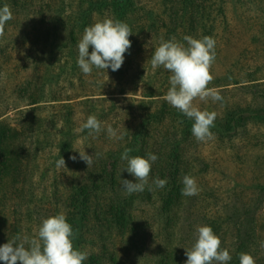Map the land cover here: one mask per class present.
Instances as JSON below:
<instances>
[{
	"label": "trees",
	"instance_id": "16d2710c",
	"mask_svg": "<svg viewBox=\"0 0 264 264\" xmlns=\"http://www.w3.org/2000/svg\"><path fill=\"white\" fill-rule=\"evenodd\" d=\"M25 1L30 2L29 0ZM23 2L24 0H0V7L8 5L12 12V20L5 24L4 34L0 36V40H3V42L0 41V52L7 48V44L4 42L5 33L8 27L13 26V21L18 19L19 10L21 11V7H24ZM204 2V0H177V8L174 13L175 16L179 13L177 19H174L177 26L173 23L170 35L163 37V40L167 41L172 37H175L176 40H183L184 36H190L189 29L194 34L198 33L195 36L196 39L210 36L216 41V60L221 52V46L228 41L227 38L230 33L226 34L225 30L231 25L225 13V0H212V4L209 3L208 7L205 6ZM227 2L230 5L238 3L239 6H237L236 11L238 17H241V11L243 15L249 10L252 11L253 15L259 12L258 6L254 5L251 0H227ZM52 4H54L53 7ZM44 7L47 9L49 17L46 20L42 19L41 24L48 22L51 27L50 35L53 37L52 41L49 42L50 52L47 61L49 69L54 75L48 83V69L46 68L41 85L48 83L47 85L52 86L54 81L60 77L64 79L67 75L65 81H68L69 87L78 89V93H82V96L86 97L82 102L77 103H83L86 106L88 116L95 115L101 121L103 130L95 137L89 136L87 130L78 131L81 126L76 122L73 108L69 103L65 106V113L59 118L54 115H51V118L42 116V107L39 108V116L31 127L34 132L29 142L32 148L30 171H32V175H35V179H33L19 175L18 167L21 156L18 154L23 152V146L20 143V138H17V134L13 133L12 125L7 120L0 122V166L2 168L0 171V246L17 235L34 236L44 219L64 213L67 222L73 228L74 248L88 253V259L82 264H117L114 239L108 241L110 235L114 233V228L122 229L123 225L134 219L129 210L133 202L146 200V202L154 204L156 197L160 195V189L148 190L149 187L155 188L153 183L148 182L143 192L128 194L122 199L115 196L117 195L114 193L115 184L119 178L117 170H119L120 165L123 170L127 164L121 159V154L125 148L132 149L129 156H140L147 159L148 153L155 154L158 159L152 163L150 175H152L153 180L161 176L160 179L167 180L165 186L167 191L161 196V202H164L165 207L178 206L180 194L177 187L179 190L182 189L183 176L194 177L191 168L184 172V163L181 160L184 150L197 142L191 132L193 121L162 99L166 95L168 87L164 88L163 92H154L150 88L144 95H140L142 99H139L138 104H130L138 99L136 98L137 88L127 89L126 84L127 86L128 83L136 86L138 83H142L146 87L147 82L142 79L149 78L150 74L147 76L144 74L147 64L142 65L136 72L133 71L129 76L130 78L123 77L120 79L123 88L105 87L98 84L96 88L100 93L85 94L89 91L87 75L79 69L77 58L78 42L81 40L86 27L99 22V19H104L105 14L110 15L113 20L127 23L130 27L133 33L128 37L131 41V48L125 53L124 63L116 72L118 76L125 75L126 70L123 65L126 61L134 55L137 56L144 52L147 47L145 34L140 36L134 29L137 26L136 16L141 11L136 0H55L52 3L48 1ZM41 10H38L39 14H42ZM195 11L197 17L193 18L195 23L191 27L187 25V17L189 12L193 14ZM193 19L190 21L191 23L194 22ZM181 26L182 34L180 33ZM186 46L187 44H185ZM91 51L90 46L89 53ZM153 51L150 52V56ZM235 65L232 63L229 68H235ZM95 70L98 69L93 68L92 73ZM99 70V77H102L108 70L112 72L110 68ZM161 71L165 73L164 68ZM257 71L236 75L232 69L222 77L221 81H225L227 84L237 85L244 81L252 83L251 88L255 90L252 93L254 101L233 103L231 106L220 110L214 121V127L210 129L213 133L212 139L221 143L232 141L240 134L238 132L240 129L241 134L244 133L242 129L250 121L264 123V89L262 87L264 83L260 84V80L264 79V76L256 77ZM219 83H221L219 77H213L208 87L213 88L214 86L211 85ZM94 95L102 97L94 98L92 97ZM255 97L262 99V103H258ZM73 99L76 97L71 100ZM38 101L45 102L42 97ZM119 111H123L122 115L126 121H123L120 127L115 122L112 127L117 130L118 134L123 133L124 138L123 140L109 139L106 131L107 125H111ZM58 112L60 109L56 110V114ZM134 117H138L139 126H134ZM167 120L173 125L171 126L173 133L163 136L158 141L156 139L157 128ZM158 133L157 135L160 136L161 132L158 131ZM84 139L90 145L98 140L104 145L101 148L95 147L96 164L91 166V169H87L82 177H79L76 171L80 159L76 143ZM162 140L166 145L162 143ZM9 146L11 151L8 152ZM17 147L19 152L14 151ZM97 153L100 155L97 156ZM73 155L77 157L76 161L69 158ZM60 157H63L66 162L64 169L73 172L72 184L65 191L60 190L59 187L65 183L69 185V182L62 180L55 174L56 171H60L55 165ZM188 164L190 166V163ZM82 170H85L83 165ZM173 174H177V176H172ZM128 176L130 174L123 176V178L126 179ZM22 180L31 189L26 191V194L19 196L9 187ZM260 190L263 200L264 184L260 186ZM108 193H111V196ZM16 199L19 201L17 202ZM203 204L204 202H202ZM166 211L168 215L165 220L168 224H172L174 219L172 210L166 209ZM210 212L212 211L204 210L203 221H205V225L213 229L219 238L225 234L226 228L222 225L226 221H232L234 227V251L231 256L232 259L227 264H239L240 253L252 255V249H254L253 258L255 262L258 259L263 261L264 247L257 243L255 211L239 209L233 211L228 217L226 215L224 219H221L218 211ZM92 227L96 230L93 231ZM174 253H177V249L174 250Z\"/></svg>",
	"mask_w": 264,
	"mask_h": 264
},
{
	"label": "rangeland",
	"instance_id": "374dc122",
	"mask_svg": "<svg viewBox=\"0 0 264 264\" xmlns=\"http://www.w3.org/2000/svg\"><path fill=\"white\" fill-rule=\"evenodd\" d=\"M29 1L24 0V7H21V11L19 10L18 19L13 21V26L8 27L4 36L7 50L0 52V122L7 120L12 125L13 133L17 134V138H20V143L23 146V152L18 154L21 156L18 167L19 175L35 179V175H32V171H30L32 148L29 142L34 132L31 127L39 116L38 109L42 107V116L51 118V115H54L59 118L65 113V106L69 103L73 108L75 120L80 126L87 119L88 109L83 103H77L82 102L86 97L82 96V93H78V89L69 87L68 81H65L67 75L64 79L60 77L61 80L54 79L56 81L53 82L52 86L47 85L54 75L49 69L47 61L50 52L49 42L52 41L53 36L50 35L49 23L41 24V20H46L49 17L47 9L44 7L45 4L48 1L50 3L55 2V0ZM204 1L207 7L209 3L212 4V0ZM225 1V13L231 25L225 31L226 34H230L227 38L228 41L221 46L218 59L215 60L210 69L212 76L219 77L221 82L211 86L220 92L223 100L215 103L211 99L206 103L199 100L194 101V104L201 110L214 111L217 114L233 103L254 101L252 93L255 90L251 88L252 83L244 81L237 85L227 84L225 81H221L227 72L233 69L236 75H243L258 70L255 76H264V0H251L254 5L258 6L259 12L253 15L252 11L249 10L243 15L241 11V17L236 14L238 3L230 5L227 0ZM136 2L141 11L136 16L137 26L134 29L140 36L145 34L147 47L144 52L137 56L134 55L126 61L123 65L126 70L123 76H118L117 71L108 70L102 77H99V69L95 70L94 74L87 75L89 91L85 94L100 93L96 88L98 84L105 87L123 88L120 79L129 77L133 71L136 72L139 70L138 68L146 64L147 68L144 74L145 76L150 75L149 78L145 77L142 80L147 82V86L144 87L142 83H138L136 86H132L130 83L128 86L126 84L127 89L137 88L136 98L138 99L132 101L131 105L138 104L139 99H142L140 95H144L150 88L154 92H163L164 88L170 87L169 77L171 73L167 70L165 73L162 72L163 67L153 71L150 63L152 55L149 54L159 46L163 37L170 35L172 24L177 26V23L174 22V19H177L179 15V13L174 15L177 0H136ZM38 10H41L42 14H39ZM103 17L104 19H111L110 15L105 14ZM196 17V11L193 14L189 12L187 25L193 27ZM247 17L249 18L247 19ZM104 19H99V21ZM192 19L194 22L191 23ZM180 28L182 34V26ZM189 34L196 38L198 33L195 35L189 29ZM0 41L3 42L2 39ZM176 41L184 45L187 44L184 39ZM54 42L56 41L54 40ZM232 63L236 64L235 68H229ZM46 68L48 69V83L41 85ZM260 82L263 84L264 79ZM262 87L264 89V86ZM41 97L45 101L44 103L38 101ZM74 97L76 99L71 100ZM92 97L100 98L102 96L94 95ZM255 100L262 103V99L259 97H255ZM74 101L76 103H72ZM58 109L60 112L56 114ZM122 113L123 111L118 112L111 126L116 122V125L120 127L122 122L126 121ZM134 120V126H139L138 117H134ZM171 126L173 125L168 120L162 123L157 128L156 139L160 141L163 136L172 134ZM158 131L161 132L160 136L157 135L159 134ZM238 132L240 134L232 141L222 143L216 139L204 142L197 141L184 150L181 157L184 163L183 169L185 172L191 168L192 173H194L193 178L199 188L198 195L182 196L181 190L177 187L180 194L179 205L165 207L164 202H161V196L167 191V188L164 187L160 189V195L156 197L154 204L146 202V200L144 202L136 200L131 204L129 210L134 219L129 220L122 229L115 227L114 233L110 235L108 240L114 239L117 264H185L187 259L185 249H190L195 243L196 229L199 226H205V221L202 218L204 210L212 211L210 213L218 211L221 219L226 218V215L227 217L230 216L233 211L239 209L255 211L257 243L264 244V197L262 200L260 190V186L264 184V168H262L264 166V123L250 121L242 129L243 134H241V129ZM103 145L104 143L100 140L90 145L84 139L76 143V148L78 152L85 151L88 155H92L93 163L91 166H93L96 164L94 149L97 146L101 148ZM16 146L18 145L16 144ZM9 151H11L10 146L8 147ZM14 151L19 152L18 147ZM77 164L76 172L79 177H82L86 170L91 167H88L82 160H79ZM82 165L85 166V170H82ZM59 170L55 174L62 180L69 182L68 185L63 181L65 184L59 187L60 190L65 191L72 184L73 172L64 168ZM0 171H2L1 166ZM117 172L119 178L115 184L114 193L118 196L114 195L122 199L128 193L122 188L121 179H124L123 176L129 173L126 170L122 171L121 165ZM172 176H177V174ZM126 179L135 182L132 175ZM152 181V175H149L148 182L152 183ZM19 182H16L9 189L20 196L26 194V191L31 188L26 186L24 180ZM108 194L111 196V193ZM16 201L18 202L19 199ZM202 202H204L203 205ZM166 209L172 210L174 217L172 224H168L165 220L168 215ZM231 222L228 220L222 225L226 228L225 234L221 237L222 239H219L221 240V249H228L232 256L235 237ZM92 229L93 231L96 230L93 227ZM88 247L90 248V246ZM175 249H177V253H174ZM253 253L254 249L251 251L252 256H254ZM255 264H264V258L263 261L258 259Z\"/></svg>",
	"mask_w": 264,
	"mask_h": 264
},
{
	"label": "clouds",
	"instance_id": "9594fccd",
	"mask_svg": "<svg viewBox=\"0 0 264 264\" xmlns=\"http://www.w3.org/2000/svg\"><path fill=\"white\" fill-rule=\"evenodd\" d=\"M12 19V12L8 5L0 7V36L3 35L5 24ZM133 34L127 23L110 18L96 22L84 29L78 42L77 65L85 75H91L93 68L113 72L118 71L124 63L125 53L131 48L129 36ZM187 46L176 41L175 37L161 42L151 56V67L155 71L159 67L171 73L170 87L162 97L170 106L193 121L191 132L197 141L204 142L213 138L210 131L214 127L217 113L201 110L194 101L213 103L222 101L223 97L215 88L208 85L213 80L210 72L215 60L216 41L210 36L196 39L184 36ZM92 48L89 53V48ZM87 130L89 136L95 137L102 130V123L95 115H89L86 122L78 129ZM109 139L123 140L124 134H118L116 129L107 125ZM131 148H125L121 159L126 161L127 171L135 178V182L121 179V186L129 195L143 192L151 172L152 163L158 157L148 153V158L129 156ZM100 154L97 153V156ZM76 161L75 155L69 157ZM79 159L90 167L93 163L92 155L85 151L79 152ZM57 169L66 168V162L60 157L55 162ZM155 188L149 191L163 189L166 179L155 178L152 182ZM182 196H196L199 188L196 180L190 175L182 179ZM74 232L64 213L44 219L34 236L17 235L12 240L0 246V262L2 264H82L88 259V253L73 246ZM264 247V244H262ZM187 257L185 264H227L232 257L228 249H221V240L210 226H199L196 229V240L190 249H185ZM239 264H255L252 255L240 253Z\"/></svg>",
	"mask_w": 264,
	"mask_h": 264
}]
</instances>
